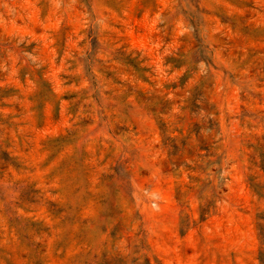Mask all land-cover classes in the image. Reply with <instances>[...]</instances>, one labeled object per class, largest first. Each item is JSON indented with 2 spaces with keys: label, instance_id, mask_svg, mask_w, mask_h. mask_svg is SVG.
<instances>
[{
  "label": "rangeland",
  "instance_id": "obj_1",
  "mask_svg": "<svg viewBox=\"0 0 264 264\" xmlns=\"http://www.w3.org/2000/svg\"><path fill=\"white\" fill-rule=\"evenodd\" d=\"M0 264H264V0H0Z\"/></svg>",
  "mask_w": 264,
  "mask_h": 264
}]
</instances>
